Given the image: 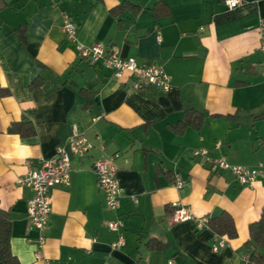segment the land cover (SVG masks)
Listing matches in <instances>:
<instances>
[{
    "label": "crops",
    "instance_id": "0c3cea01",
    "mask_svg": "<svg viewBox=\"0 0 264 264\" xmlns=\"http://www.w3.org/2000/svg\"><path fill=\"white\" fill-rule=\"evenodd\" d=\"M63 12L78 42L160 64L169 89L136 90L133 75L119 79L79 56L61 31ZM261 21L264 0L234 8L224 0H0V215L11 223L20 264H254L245 244L264 212V175L241 186L192 152L264 166ZM188 111L191 124L176 132ZM73 129L93 148L71 156L70 183L50 189L39 232L26 213L33 192L16 180L26 160L50 158ZM114 155L123 188L115 212L105 208L93 171L96 160ZM174 204L196 217L229 214L237 236H223L225 245L213 251L218 235L194 219L173 222ZM117 217L123 225L110 230ZM119 234L123 244L112 247Z\"/></svg>",
    "mask_w": 264,
    "mask_h": 264
},
{
    "label": "built area",
    "instance_id": "2783aa9c",
    "mask_svg": "<svg viewBox=\"0 0 264 264\" xmlns=\"http://www.w3.org/2000/svg\"><path fill=\"white\" fill-rule=\"evenodd\" d=\"M54 1V0H52ZM242 0H224L227 8H234L241 4ZM63 22L61 31L65 38L75 44V50L79 56L91 62L101 61L102 64L111 69L114 76L122 78L125 74L133 75L132 86L136 90H141L148 86H154L163 91L170 87V78L163 66L156 62L138 64L134 58H124L115 50L107 49L100 43L85 46L77 41V26L71 21L68 13L63 12ZM259 50L264 56V22L259 23ZM262 75H264V58L261 62ZM93 148V143L83 133L73 129L64 144L56 147L55 153L50 158H41L35 165L30 160H26V171L19 176L16 183L19 186L32 190V197L27 202V218L29 223L39 232H43L47 227L48 217L51 211L52 198L50 189L55 186H68L70 183L71 156L82 157ZM195 157H202L211 172L228 170L236 178L241 186H250L258 176L264 175V166L246 167L239 164H231L226 157H212L205 148L194 149ZM114 156L96 160L93 163V171L96 174L97 185L104 195L105 208L109 211H116L120 205V197L123 188L120 186L116 176L117 169L114 165ZM175 187L179 190L183 188V181L179 174L175 177ZM173 222H180L194 219L198 227L206 226V217H196L186 206L174 204L171 213ZM108 228L118 231L123 225L120 218L108 222ZM123 237L118 235L117 241L112 247L123 244ZM43 237H40L39 245L42 246ZM225 245V238L217 236L212 245L213 251H218ZM168 264H173L171 261Z\"/></svg>",
    "mask_w": 264,
    "mask_h": 264
},
{
    "label": "trees",
    "instance_id": "16d2710c",
    "mask_svg": "<svg viewBox=\"0 0 264 264\" xmlns=\"http://www.w3.org/2000/svg\"><path fill=\"white\" fill-rule=\"evenodd\" d=\"M125 5H127L126 2L121 3L117 9L112 11V14L117 16L124 9ZM161 9L162 5L157 3L154 9L156 16L161 14L159 13ZM188 115H191L189 111L185 119L176 126V132H181L187 125L191 124ZM172 210H174V207ZM207 227L221 237L226 236L229 239H233L237 236L233 219L225 212L209 218L207 220ZM10 233L11 223L0 215V264H20L10 249ZM245 248L247 249L248 258L251 263L264 264V252L261 251L264 250V212H262L258 221L249 225V240L246 242Z\"/></svg>",
    "mask_w": 264,
    "mask_h": 264
}]
</instances>
